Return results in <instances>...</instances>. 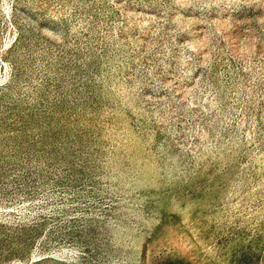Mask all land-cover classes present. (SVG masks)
Segmentation results:
<instances>
[{
	"label": "rangeland",
	"instance_id": "obj_1",
	"mask_svg": "<svg viewBox=\"0 0 264 264\" xmlns=\"http://www.w3.org/2000/svg\"><path fill=\"white\" fill-rule=\"evenodd\" d=\"M0 264H264V0H0Z\"/></svg>",
	"mask_w": 264,
	"mask_h": 264
}]
</instances>
